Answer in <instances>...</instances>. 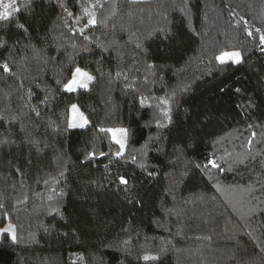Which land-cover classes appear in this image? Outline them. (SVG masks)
Here are the masks:
<instances>
[{
	"label": "trees",
	"instance_id": "1",
	"mask_svg": "<svg viewBox=\"0 0 264 264\" xmlns=\"http://www.w3.org/2000/svg\"><path fill=\"white\" fill-rule=\"evenodd\" d=\"M9 4L0 264H264V0Z\"/></svg>",
	"mask_w": 264,
	"mask_h": 264
},
{
	"label": "snow or ice",
	"instance_id": "2",
	"mask_svg": "<svg viewBox=\"0 0 264 264\" xmlns=\"http://www.w3.org/2000/svg\"><path fill=\"white\" fill-rule=\"evenodd\" d=\"M102 6V5H101ZM3 11L0 12V20H7L10 18V16L12 15V12L17 11V9L12 5V4H3ZM95 7V6H93ZM12 9V11L10 12L9 9ZM69 15H71V13H69ZM85 15L89 16L88 19V25H95L96 24V19H95V14L89 10H85ZM245 24H247V22L245 21ZM18 27L23 28L24 26L18 25ZM81 33H83L84 29L81 28L79 30ZM257 33L261 32V29L257 28L256 29ZM249 37L254 36V33L252 31H247L246 33ZM85 39H87V37H85ZM259 41H260V46L261 49L264 50V34H261L259 37ZM225 57H228L234 64H239L241 62V53L236 51V52H232V53H225L221 56L216 57V59L218 61H220L221 63L225 62ZM0 67L3 68L4 72H9L10 69L8 67L7 64L4 65H0ZM93 80V77L91 75H89L87 72H83L81 71V69L76 68L75 72L73 73V78L72 80L67 83L65 85V90L67 92H74L76 91L77 88H82V89H87L88 88V84L89 82H91ZM72 111L74 113L78 112V109L76 107V105L72 106ZM165 115H167V112L165 113ZM80 121L82 123H76V122H70L69 123V128H73V127H77L80 126L82 127L84 124H87V120L83 117V115H80ZM111 131V130H109ZM116 131H118L121 134V138L117 139L116 138ZM114 132H112V136H113V140L119 145V151L116 152V156H121L124 153V149H125V142H124V138L126 137V130L124 129H119L116 130ZM94 154H89V158H91ZM101 155H104V153H101ZM212 167H216L215 163H212ZM120 183L121 184H126L127 180L124 177H120ZM13 241H15V236H12ZM145 259H147V257H145Z\"/></svg>",
	"mask_w": 264,
	"mask_h": 264
},
{
	"label": "rangeland",
	"instance_id": "3",
	"mask_svg": "<svg viewBox=\"0 0 264 264\" xmlns=\"http://www.w3.org/2000/svg\"><path fill=\"white\" fill-rule=\"evenodd\" d=\"M12 1H15V0H0V12L3 10V7H2V5L3 4H9L10 2H12ZM236 51H238V50H228V51H223V52H221V53H219L218 55H216V57H218V56H221V55H223V54H225V53H232V52H236ZM239 52V51H238ZM216 59V58H215ZM217 60V59H216ZM218 61V60H217ZM218 62H220V61H218ZM225 62H232L228 57H225ZM81 71H83V72H85L84 70H82L81 69ZM74 72H75V70H74ZM90 75V74H89ZM72 78H73V76H72ZM72 80V79H71ZM70 80V81H71ZM77 89H80V88H77ZM73 105H76V107H77V109H78V112H76V113H74L73 111H72V106ZM83 115V117L86 119V116L82 113V111L79 109V107L77 106V104H72L70 107H69V118H68V121H67V124H66V126L69 128V123L70 122H76V123H82L81 121H80V115ZM87 120V119H86ZM87 124H84L82 127H85ZM73 128H81L80 126H77V127H73ZM119 129H124V130H126L125 128H123V127H116V128H111L110 130V133H111V135H112V132H114V131H116V130H119ZM112 138H113V136H112ZM116 138L117 139H120L121 138V134L118 132V131H116ZM125 140H126V137L124 138V142H125ZM3 233H7V234H9L10 235V237H12L13 235H14V228H13V226H12V224H10L9 222H5V223H3V224H1L0 225V235L1 234H3Z\"/></svg>",
	"mask_w": 264,
	"mask_h": 264
}]
</instances>
